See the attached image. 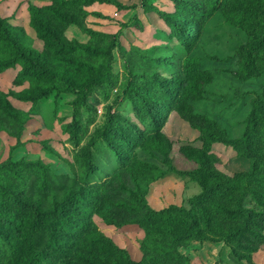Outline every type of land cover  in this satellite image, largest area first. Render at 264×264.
<instances>
[{
	"label": "trees",
	"instance_id": "16d2710c",
	"mask_svg": "<svg viewBox=\"0 0 264 264\" xmlns=\"http://www.w3.org/2000/svg\"><path fill=\"white\" fill-rule=\"evenodd\" d=\"M48 1L49 5H30L28 9L30 26L43 42L42 51L31 45L22 29L0 18V73L20 67L19 82L27 81L30 86L11 93L22 102L36 103L49 97L59 85L75 91L92 89L97 84L88 76L101 75L92 61L75 53L79 50L83 52L79 54L102 58L103 48L69 43L59 27L106 37L86 27L84 21L88 6L110 0ZM214 10H220L229 24L240 27L250 37L249 48H243L240 55L237 79L247 81L262 76L264 0H218ZM173 15L186 43L190 36L201 35V24L195 17ZM49 51L65 52L69 57L58 68ZM201 61L199 56H188L182 76L171 81L154 79L165 99L156 95L144 99L152 129L138 148L163 158L167 170L134 159L115 175V183H121L122 189L131 194L130 200L116 203L123 214L121 224L112 213L106 214L105 206L112 203L100 188L82 186L61 200L54 196L50 203L47 194L54 193V186L48 165L15 154L0 160V264H194L190 250H197L193 246L197 243L223 244L238 257L244 249L255 251L251 239L264 242V91L251 100L241 137L231 138L218 121L195 113L193 104L204 100L206 86L214 79L211 71L201 69ZM8 98L9 94L0 90V132L20 141L31 116L13 107ZM172 112L200 133L202 148H190L185 155L197 166L190 172L178 170L172 161L173 143L164 132ZM217 144L247 160L248 170L233 178L217 170L212 153ZM113 149L122 156L120 148ZM172 174L196 183L200 193L191 199L188 209L171 206L156 211L148 199L151 188ZM94 216L108 225L137 224L145 233L141 244L143 260L134 261L100 229Z\"/></svg>",
	"mask_w": 264,
	"mask_h": 264
},
{
	"label": "rangeland",
	"instance_id": "374dc122",
	"mask_svg": "<svg viewBox=\"0 0 264 264\" xmlns=\"http://www.w3.org/2000/svg\"><path fill=\"white\" fill-rule=\"evenodd\" d=\"M199 1L96 2L87 7L89 13L84 23L106 37L60 26L59 32L67 42L101 46L105 51L102 58L79 54L83 53L79 50L75 53L92 61L100 70L101 75L88 76L97 84L92 89L85 87L84 91H75L59 85L61 87L49 97L36 103L22 102L11 93L30 86L27 81L19 82L20 67L1 72L0 90L9 94L13 107L28 112L31 118L20 141L5 131L0 132V160L15 154L48 165L54 186V193L47 194L50 203L54 196L61 200L82 186L100 188L112 203L105 206L106 214L112 213L117 224H121L123 221L119 219L123 214L116 203L121 199L130 200L131 194L122 189L121 183H115V175L134 159L167 170L163 158L153 157L138 148L152 129L144 99H151V95L165 99L154 79L171 81L182 76L184 62L191 55L201 57V69L213 73V82L206 86L204 96L205 104L211 105L212 117L233 136L242 134L251 100L264 91V74L247 81L237 79L235 73L240 67V55L243 56V48H249L250 37L240 27L229 24L220 10H214L218 0ZM49 4L48 0H0V18L22 29L31 45L42 51L43 42L30 26L28 9L30 5ZM174 13L195 17L201 24V35L198 38L190 36L186 43L175 26ZM186 25L191 24L186 22ZM191 31L194 35L193 28ZM48 54L58 68L69 57L65 52L49 51ZM179 118L172 112L164 132L173 143V163L178 170L190 172L197 166L188 162L185 155L190 148L201 149L202 143ZM113 146L121 149V157ZM232 151L226 146L220 150L213 147L212 153L216 169L233 178L247 171L249 162ZM200 190L196 183L172 174L152 186L148 199L156 211L171 206L188 209L191 199ZM104 202L101 201V207ZM93 221L134 261L143 260L141 244L145 233L137 224L108 225L98 216H94ZM251 241L256 246L255 251L244 249L238 257L223 244L212 243L194 244L197 250L191 249L190 254L194 264H264V242Z\"/></svg>",
	"mask_w": 264,
	"mask_h": 264
},
{
	"label": "crops",
	"instance_id": "0c3cea01",
	"mask_svg": "<svg viewBox=\"0 0 264 264\" xmlns=\"http://www.w3.org/2000/svg\"><path fill=\"white\" fill-rule=\"evenodd\" d=\"M207 101H200L199 103H194L193 104V106H194V109H195V113L196 114H199V115H206V116H209L211 119H213V120H215L214 119V117H212V114H211V105H206L205 103H206ZM250 113V112H249ZM249 115V114H248ZM248 117V116H247ZM246 117V118H247ZM180 119V118H179ZM178 122V121H177ZM219 122V121H218ZM169 123H170V121H169ZM220 123V122H219ZM180 124V126L182 127L183 126V124L182 123H179ZM187 126V125H186ZM223 127V126H222ZM191 128V127H190ZM224 128V127H223ZM225 129V128H224ZM244 130V129H243ZM243 130H242V132H243ZM191 131H192V134L193 135H196L197 136V138H199V132L198 131H196V130H193L192 128H191ZM226 131H227V129H226ZM227 133L230 135V137L231 138H239V137H241V135L242 134H240L239 136H233L232 134H230V131L228 130L227 131ZM220 147H225V146H223V145H220V144H217V145H215L214 146V150H220ZM227 148V147H226ZM229 149V148H228ZM231 149V148H230ZM232 150V149H231ZM233 152V151H232Z\"/></svg>",
	"mask_w": 264,
	"mask_h": 264
}]
</instances>
